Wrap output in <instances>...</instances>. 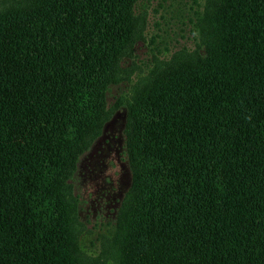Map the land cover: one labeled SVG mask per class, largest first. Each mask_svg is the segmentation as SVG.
I'll use <instances>...</instances> for the list:
<instances>
[{
    "label": "trees",
    "instance_id": "16d2710c",
    "mask_svg": "<svg viewBox=\"0 0 264 264\" xmlns=\"http://www.w3.org/2000/svg\"><path fill=\"white\" fill-rule=\"evenodd\" d=\"M140 1H0V264H264V0H206L199 42L132 87L131 184L85 258L70 181Z\"/></svg>",
    "mask_w": 264,
    "mask_h": 264
},
{
    "label": "rangeland",
    "instance_id": "374dc122",
    "mask_svg": "<svg viewBox=\"0 0 264 264\" xmlns=\"http://www.w3.org/2000/svg\"><path fill=\"white\" fill-rule=\"evenodd\" d=\"M205 2L140 1L138 9L143 13L144 41L137 44L135 57L123 63L125 71L119 74V82L109 87L107 105L111 116L79 157L70 181L77 198L76 211L81 222L77 229L82 230L81 243L86 260H102L107 244L103 225L114 223L131 184L125 146L127 109L122 102L129 99L132 87L142 83L155 66L160 67L177 50L192 49L194 42H199V34L191 32L189 21L194 19L193 9L201 12Z\"/></svg>",
    "mask_w": 264,
    "mask_h": 264
},
{
    "label": "flooded vegetation",
    "instance_id": "af4514ba",
    "mask_svg": "<svg viewBox=\"0 0 264 264\" xmlns=\"http://www.w3.org/2000/svg\"><path fill=\"white\" fill-rule=\"evenodd\" d=\"M105 223H108V222H105Z\"/></svg>",
    "mask_w": 264,
    "mask_h": 264
}]
</instances>
